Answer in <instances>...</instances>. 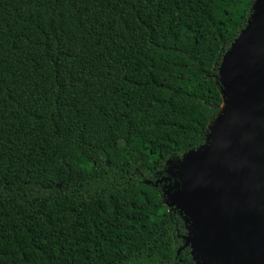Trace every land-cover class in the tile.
I'll use <instances>...</instances> for the list:
<instances>
[{
    "label": "trees",
    "instance_id": "obj_1",
    "mask_svg": "<svg viewBox=\"0 0 264 264\" xmlns=\"http://www.w3.org/2000/svg\"><path fill=\"white\" fill-rule=\"evenodd\" d=\"M253 2L0 0V264H195L166 202Z\"/></svg>",
    "mask_w": 264,
    "mask_h": 264
},
{
    "label": "water",
    "instance_id": "obj_2",
    "mask_svg": "<svg viewBox=\"0 0 264 264\" xmlns=\"http://www.w3.org/2000/svg\"><path fill=\"white\" fill-rule=\"evenodd\" d=\"M223 104L166 204L195 264H264V0L218 66ZM173 188L172 185H169Z\"/></svg>",
    "mask_w": 264,
    "mask_h": 264
},
{
    "label": "rangeland",
    "instance_id": "obj_3",
    "mask_svg": "<svg viewBox=\"0 0 264 264\" xmlns=\"http://www.w3.org/2000/svg\"><path fill=\"white\" fill-rule=\"evenodd\" d=\"M220 64V63H219Z\"/></svg>",
    "mask_w": 264,
    "mask_h": 264
}]
</instances>
